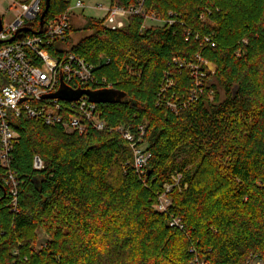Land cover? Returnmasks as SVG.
Listing matches in <instances>:
<instances>
[{
    "label": "trees",
    "instance_id": "trees-1",
    "mask_svg": "<svg viewBox=\"0 0 264 264\" xmlns=\"http://www.w3.org/2000/svg\"><path fill=\"white\" fill-rule=\"evenodd\" d=\"M69 4L50 0L45 20ZM110 6L142 15L117 31L88 18V35L71 45L70 27L54 47L95 65L119 100L98 104L101 132L16 121L15 196L0 168V264H264V0ZM146 16L157 22L141 29ZM119 127L150 155L140 170Z\"/></svg>",
    "mask_w": 264,
    "mask_h": 264
},
{
    "label": "built area",
    "instance_id": "built-area-1",
    "mask_svg": "<svg viewBox=\"0 0 264 264\" xmlns=\"http://www.w3.org/2000/svg\"><path fill=\"white\" fill-rule=\"evenodd\" d=\"M4 1L9 2L14 10V18L9 25L2 24L0 31V168L6 171L7 184L12 196H15L18 182L12 171V152L18 137L14 128L16 121L38 122L68 135L101 132L106 129V125L98 115V104L90 102L86 95L73 102L45 97L55 94L60 82L73 91L108 90L110 87L106 85L105 78L96 76L95 65L72 53L59 55L58 49L56 51L54 47L56 42L66 38L75 17L74 12L85 8L82 2L77 1L73 6L69 4L61 17L46 21L42 32L35 34L39 27L32 29L30 24L38 22L42 0ZM92 8L104 12L102 25L110 31L123 29L129 17L142 15L140 7L106 8L97 4ZM150 22L157 20L153 16L144 17L141 29L149 28ZM23 28H28L31 32H19ZM16 35H21V38L10 41ZM204 41L210 43L209 38ZM61 50L68 51L65 47ZM203 64L206 66L207 62ZM193 69L194 74L200 73L198 67ZM116 131L130 143L135 168L140 170L150 155L136 147L137 143L128 130L119 127ZM42 168V161L34 157L33 169ZM162 201L165 200L161 196L156 206L160 212L166 209ZM173 225L179 226V221L173 220L170 226ZM251 264L260 263L256 260Z\"/></svg>",
    "mask_w": 264,
    "mask_h": 264
},
{
    "label": "rangeland",
    "instance_id": "rangeland-1",
    "mask_svg": "<svg viewBox=\"0 0 264 264\" xmlns=\"http://www.w3.org/2000/svg\"><path fill=\"white\" fill-rule=\"evenodd\" d=\"M77 1L82 2L85 8L83 10H77L74 12L75 17L72 19V23H71V27L74 30L71 33V37H70L71 45L77 44L84 36L89 34V33L81 32L80 30L85 25L86 19L93 18V19L101 20L104 18L103 11L93 9L92 7H95L97 4H101L106 8L110 6V0H70V5L73 6ZM10 6L11 5L9 4V2L0 0V19L4 26L9 25L14 18V10ZM65 48L69 49V47H65ZM205 67L211 74H214L215 67L211 63L208 62ZM166 188L170 190L169 187ZM162 197L165 200L164 202L162 201V205H164L166 208L168 206V203L170 204V199H168V197L166 198L165 194L162 195ZM37 238L38 240L36 241V249H41L44 246L45 242L47 241V238L40 230L37 231ZM250 260L251 261H248L246 264H251L255 261L254 259H250ZM259 263L262 264V262L260 261ZM18 264L21 263L18 262Z\"/></svg>",
    "mask_w": 264,
    "mask_h": 264
},
{
    "label": "water",
    "instance_id": "water-1",
    "mask_svg": "<svg viewBox=\"0 0 264 264\" xmlns=\"http://www.w3.org/2000/svg\"><path fill=\"white\" fill-rule=\"evenodd\" d=\"M50 6V0H44V9L41 12L38 18V31L35 34H40L43 30V26L46 22L45 16L48 12ZM2 28V21L0 19V31ZM19 32H31L28 28H23ZM15 38H21V35L14 36L10 41H13ZM82 95H86L90 102L95 104H114L119 100V95L117 92L113 90H98V91H89V90H70L66 87L62 82H60V86L58 91L45 98L51 99H59L62 101L73 102L77 101ZM33 183L36 184V179H33Z\"/></svg>",
    "mask_w": 264,
    "mask_h": 264
}]
</instances>
